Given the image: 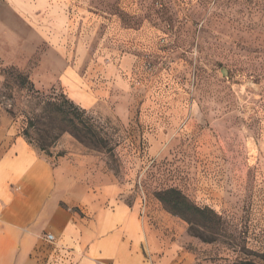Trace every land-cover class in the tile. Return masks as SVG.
<instances>
[{
	"label": "rangeland",
	"instance_id": "rangeland-1",
	"mask_svg": "<svg viewBox=\"0 0 264 264\" xmlns=\"http://www.w3.org/2000/svg\"><path fill=\"white\" fill-rule=\"evenodd\" d=\"M79 47L72 89L95 90L92 109L57 78ZM108 55L125 59L122 90L101 79ZM64 98L86 110L107 147L66 133L47 156L79 159L140 215L154 264L264 253V0H0V118L23 133L33 113L48 123L43 102ZM169 189L216 215L192 227L158 199Z\"/></svg>",
	"mask_w": 264,
	"mask_h": 264
},
{
	"label": "crops",
	"instance_id": "crops-1",
	"mask_svg": "<svg viewBox=\"0 0 264 264\" xmlns=\"http://www.w3.org/2000/svg\"><path fill=\"white\" fill-rule=\"evenodd\" d=\"M81 51L57 78L74 103L92 109L101 99L96 91L72 89ZM111 56L101 78L110 92L125 86V59ZM79 162L48 157L26 140L20 123L0 118V264H154L144 220Z\"/></svg>",
	"mask_w": 264,
	"mask_h": 264
},
{
	"label": "trees",
	"instance_id": "trees-1",
	"mask_svg": "<svg viewBox=\"0 0 264 264\" xmlns=\"http://www.w3.org/2000/svg\"><path fill=\"white\" fill-rule=\"evenodd\" d=\"M21 80L22 83L24 82L23 85L29 84L25 78L21 77ZM43 104L48 108V123L42 122L43 116L33 113L28 120L27 128L22 133L26 140L41 152L49 155L47 147L55 145L66 133L74 136L79 142L92 150L100 151V149L107 147V142L91 123L86 110L78 108L67 98L61 101L57 99L47 100ZM55 131L58 132L57 136L53 134ZM32 132L35 133V138L32 137ZM44 133H46V136H44ZM158 199L172 214L184 218L194 228L196 226L203 227L201 220H204L208 213L215 214L208 208H199L176 189L159 193ZM199 237L204 239L202 236ZM204 241L207 240L204 239ZM254 256L255 260L241 262L240 264H264V253H257Z\"/></svg>",
	"mask_w": 264,
	"mask_h": 264
},
{
	"label": "water",
	"instance_id": "water-1",
	"mask_svg": "<svg viewBox=\"0 0 264 264\" xmlns=\"http://www.w3.org/2000/svg\"><path fill=\"white\" fill-rule=\"evenodd\" d=\"M222 74H223L224 76H228V71H227L226 68H223V69H222Z\"/></svg>",
	"mask_w": 264,
	"mask_h": 264
},
{
	"label": "built area",
	"instance_id": "built-area-1",
	"mask_svg": "<svg viewBox=\"0 0 264 264\" xmlns=\"http://www.w3.org/2000/svg\"><path fill=\"white\" fill-rule=\"evenodd\" d=\"M47 239H48V241L52 242V241L54 240V237H53L52 235H49V236L47 237Z\"/></svg>",
	"mask_w": 264,
	"mask_h": 264
}]
</instances>
